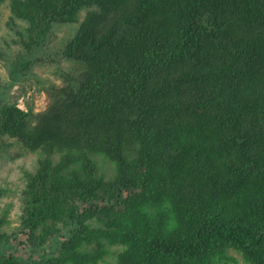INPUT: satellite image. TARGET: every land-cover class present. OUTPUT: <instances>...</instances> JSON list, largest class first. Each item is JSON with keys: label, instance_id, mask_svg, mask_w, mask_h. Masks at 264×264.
<instances>
[{"label": "trees", "instance_id": "16d2710c", "mask_svg": "<svg viewBox=\"0 0 264 264\" xmlns=\"http://www.w3.org/2000/svg\"><path fill=\"white\" fill-rule=\"evenodd\" d=\"M6 1L12 79L63 86L42 113L0 99V143L38 154L0 264H264V0Z\"/></svg>", "mask_w": 264, "mask_h": 264}, {"label": "rangeland", "instance_id": "374dc122", "mask_svg": "<svg viewBox=\"0 0 264 264\" xmlns=\"http://www.w3.org/2000/svg\"><path fill=\"white\" fill-rule=\"evenodd\" d=\"M84 16L85 12H82L80 15L81 20ZM9 18V1H6L0 10V51L6 54L5 58L0 59V99L15 103L25 111L31 107L34 113H42L53 102L52 86L62 87L63 80L56 75L54 69L44 64H37L29 70L22 69L17 72V80L12 79L10 70L12 64L17 61V56L22 52V48L13 46V50H10L15 33L7 25ZM19 24L21 28L25 26L22 22H19ZM75 29V25L58 27L54 31V38L51 39L48 45L59 49L60 42L72 37ZM63 68L72 75H78L82 67L74 62H64ZM37 161V153L27 150L14 140L4 138L3 142L0 143V190L4 191L0 208L8 214V223L5 225L4 230L12 241L17 237L15 231L21 227L23 216L22 191L26 186L24 175L26 172H35ZM105 166L104 173H107V171L109 173L110 167ZM39 252L38 249L27 251L22 247L17 248L15 251L16 256L22 260L32 259ZM114 252L116 253V250ZM232 254L238 260V264H245L241 256L233 252ZM116 257V254H113L104 264H116Z\"/></svg>", "mask_w": 264, "mask_h": 264}]
</instances>
